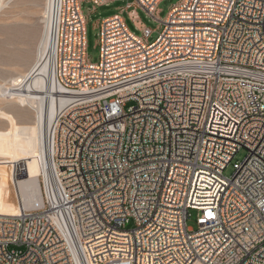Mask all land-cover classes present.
Here are the masks:
<instances>
[{
    "label": "built area",
    "instance_id": "1",
    "mask_svg": "<svg viewBox=\"0 0 264 264\" xmlns=\"http://www.w3.org/2000/svg\"><path fill=\"white\" fill-rule=\"evenodd\" d=\"M161 1L98 21L93 64L85 1L50 0L46 59L69 102L39 194L0 214V264H264V0H180L164 19Z\"/></svg>",
    "mask_w": 264,
    "mask_h": 264
},
{
    "label": "rangeland",
    "instance_id": "2",
    "mask_svg": "<svg viewBox=\"0 0 264 264\" xmlns=\"http://www.w3.org/2000/svg\"><path fill=\"white\" fill-rule=\"evenodd\" d=\"M84 1L81 4V11L86 21V54L88 61L94 64L99 61L100 54L96 23L102 18L118 13L120 9H126L127 4L133 0L115 1L108 6L95 7L94 12L93 5ZM179 1H161L158 5L159 18L164 19ZM44 6L46 7V0H0V212L2 213L19 212L13 183L14 173L19 177L37 178L40 187L38 186L39 190L35 191V194H39L44 177L40 175L38 161L33 159L32 154L37 147L34 112L15 99L7 98L8 91H6L11 87L12 78L26 75L37 61L45 32ZM133 9L124 10L122 16L128 29L135 35L141 36L142 33L127 14ZM136 12L141 22L153 30L148 41L150 43L155 41L160 32L159 23L141 9H136ZM131 105L129 103L127 106ZM245 155L243 149L238 151L232 162L224 169L223 176L230 177L233 174L232 163L242 161ZM23 166L25 173L19 172ZM31 189L29 190L32 194L28 192L30 197L34 193L32 190H35ZM190 213L187 226L196 228V212ZM127 227L131 228L132 222Z\"/></svg>",
    "mask_w": 264,
    "mask_h": 264
},
{
    "label": "bare ground",
    "instance_id": "3",
    "mask_svg": "<svg viewBox=\"0 0 264 264\" xmlns=\"http://www.w3.org/2000/svg\"><path fill=\"white\" fill-rule=\"evenodd\" d=\"M49 6L50 0H46V7L44 6L45 32L36 63L31 67L26 75L12 78L10 80L11 87L6 89V91H8L7 98L15 99L17 102L22 103L34 112L37 125V134L35 136L37 147L32 151V154L33 159L38 161L37 163L40 168V175L43 176H45V170L47 169V160L43 148L46 130L51 124L57 111L69 102L67 97L63 95H56V93L61 91H58L55 82L49 74L48 62L46 59ZM13 178L19 212H0L2 215L18 216L22 212L23 208H29L35 200V197H33L35 191L39 190L38 186L40 187V184L36 181L37 178L19 177L17 173L13 174ZM32 187L35 190H32ZM29 189L34 191L31 197L30 194H28L30 191Z\"/></svg>",
    "mask_w": 264,
    "mask_h": 264
},
{
    "label": "snow or ice",
    "instance_id": "4",
    "mask_svg": "<svg viewBox=\"0 0 264 264\" xmlns=\"http://www.w3.org/2000/svg\"><path fill=\"white\" fill-rule=\"evenodd\" d=\"M208 215L211 216V213L209 212Z\"/></svg>",
    "mask_w": 264,
    "mask_h": 264
}]
</instances>
